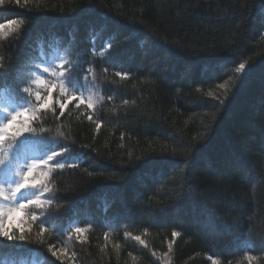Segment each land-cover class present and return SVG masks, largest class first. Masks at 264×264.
Segmentation results:
<instances>
[{
  "label": "trees",
  "instance_id": "obj_1",
  "mask_svg": "<svg viewBox=\"0 0 264 264\" xmlns=\"http://www.w3.org/2000/svg\"><path fill=\"white\" fill-rule=\"evenodd\" d=\"M0 24V109L51 95L11 158L68 149L0 264H264V0H4Z\"/></svg>",
  "mask_w": 264,
  "mask_h": 264
},
{
  "label": "snow or ice",
  "instance_id": "obj_2",
  "mask_svg": "<svg viewBox=\"0 0 264 264\" xmlns=\"http://www.w3.org/2000/svg\"><path fill=\"white\" fill-rule=\"evenodd\" d=\"M18 2V0H17ZM4 4V0H0V5ZM14 23V22H11ZM5 25L0 24V28H3ZM245 68L244 64L240 65V68L237 71H241ZM44 71H48L47 68H44ZM120 75V73H117ZM0 79H3V73L0 72ZM63 81L62 93L67 94V89L71 88L73 95L70 99H80L83 103L85 102L83 96H75L76 89L73 87V82L71 78L61 77ZM40 84H43L44 81L40 80ZM51 93V89H45ZM30 89L25 87L23 92L28 93ZM23 100V97H20ZM51 99V95L48 97H41L39 94L36 96V102L38 107L35 109L26 107L25 104H17L10 113V117L5 115L2 117L4 122L0 123V145H3L5 142H8V150L4 158H0V167L9 168L11 167V175L8 179H0V198L3 201H10V206L4 208L0 207V238H4L9 242H31V239L24 234L22 228H19V225L22 224L26 217L30 216L33 221H36L39 224L47 225L48 218L37 216L36 214L30 211L31 208H43L45 204H50L51 199L46 198V194L49 193V188L45 186L43 177L47 173H41L40 178H37L36 170L41 166L54 165L63 169L66 160L62 161L58 157L64 156L68 151L67 148L60 149L59 151L56 148H51L46 151L47 159H40L39 161H34L27 165L26 170H23L19 161L11 158V152L14 145L20 142L21 138L24 137L26 133H34L35 129L31 127L30 121L37 118V112L46 109L49 107L48 101ZM44 101L41 103V101ZM89 108L93 107L91 100L87 102ZM60 111L63 113L65 103L61 102ZM0 111L7 112V109H0ZM24 118V119H21ZM91 119V117H90ZM99 124L97 127L99 128ZM50 142V141H46ZM50 152V154H48ZM5 185L7 189L5 190ZM41 187L43 191H41ZM7 192V194H6ZM20 214L18 217L17 214ZM13 221H15V226L19 228L20 235H16L12 231ZM8 223V227H5V223ZM77 232H80V228L75 229ZM44 231L41 228V233ZM39 235V234H38ZM177 233L173 232V236H176ZM139 239V237H137ZM53 256H56V252H52ZM249 260L253 258L248 257ZM215 264V262H213Z\"/></svg>",
  "mask_w": 264,
  "mask_h": 264
},
{
  "label": "rangeland",
  "instance_id": "obj_3",
  "mask_svg": "<svg viewBox=\"0 0 264 264\" xmlns=\"http://www.w3.org/2000/svg\"><path fill=\"white\" fill-rule=\"evenodd\" d=\"M8 111L6 112V114L5 115H8L9 117H10V113H11V109L10 108H8L7 109ZM2 122H3V120H2ZM27 159H29L28 158V156L26 157ZM28 165V162L26 163V166ZM7 189V185H5V190ZM6 194H7V192H6ZM10 201H6V202H4L3 204H2V207H4V208H6V207H8V206H10ZM212 230L214 231L215 229L214 228H212ZM217 232V231H216ZM218 233V232H217ZM264 244V242H262L261 244H260V246H262Z\"/></svg>",
  "mask_w": 264,
  "mask_h": 264
}]
</instances>
